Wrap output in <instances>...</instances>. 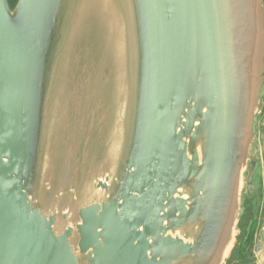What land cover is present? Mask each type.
<instances>
[{
  "label": "water",
  "instance_id": "obj_1",
  "mask_svg": "<svg viewBox=\"0 0 264 264\" xmlns=\"http://www.w3.org/2000/svg\"><path fill=\"white\" fill-rule=\"evenodd\" d=\"M76 1L0 0V264H264V0H96L123 80L83 202L46 149Z\"/></svg>",
  "mask_w": 264,
  "mask_h": 264
},
{
  "label": "rangeland",
  "instance_id": "obj_2",
  "mask_svg": "<svg viewBox=\"0 0 264 264\" xmlns=\"http://www.w3.org/2000/svg\"><path fill=\"white\" fill-rule=\"evenodd\" d=\"M79 2L80 0L76 1L77 7L71 24L73 43L71 48L68 47L66 61L62 63L63 69L56 76L57 88L55 102H51V128L49 125L46 149L55 156V160L49 159L51 161L48 165H51L57 158L59 161L63 159L68 147L75 148L73 167L76 174L72 183L79 190L69 187L71 191L66 199L78 198L79 202H83L86 189L91 193L87 186L101 172L106 138L115 130L118 121L123 79L118 46L105 29L106 24L99 11L100 2L90 1L84 11L79 10ZM93 30L96 33H92ZM73 93L79 103V108L75 111L70 109ZM81 117L82 122H79ZM54 119L56 125L53 123ZM88 131L89 136L86 138ZM55 167L56 165L53 166ZM40 194L47 199L44 191ZM54 197L52 205L56 207L63 202L64 206V199L58 200L55 194ZM65 202L66 205L69 204L67 200Z\"/></svg>",
  "mask_w": 264,
  "mask_h": 264
}]
</instances>
